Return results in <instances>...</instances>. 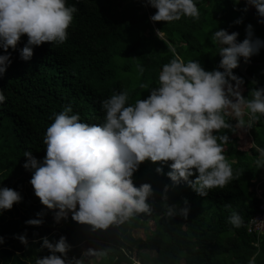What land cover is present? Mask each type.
Returning a JSON list of instances; mask_svg holds the SVG:
<instances>
[{"label":"trees","instance_id":"obj_1","mask_svg":"<svg viewBox=\"0 0 264 264\" xmlns=\"http://www.w3.org/2000/svg\"><path fill=\"white\" fill-rule=\"evenodd\" d=\"M66 3L78 9L67 29L66 41L59 45L42 42L33 46L29 60H23L18 51L26 42V34H22L16 49H7L11 63L0 74V91L6 96L0 103V186L10 187L22 197L10 209L0 211V236L4 237L0 264H35L37 256L48 254L47 249L39 248L40 238L47 236L54 241L61 235L71 245L67 257L80 258L83 264H88L91 255L98 257L94 264H247L254 254L255 264H264V233L257 236L247 231L262 200L256 193L259 181L264 197V166L257 168L259 153L253 146L264 147L261 117L248 128L252 142L244 149L238 146L236 121L225 117L232 127L220 133L230 138L224 155L233 180L223 188L199 196L186 183L172 184L165 175L170 161L145 159L132 180L136 186L145 182L151 185L150 213L95 231L90 225L73 221L70 214L66 220L53 221L55 210L40 203L29 183L31 171L22 167L27 159L23 156L25 150L38 160L44 156L43 135L53 113L71 104L81 120L100 124L104 117L101 102L114 91L127 90V103L145 98L149 90L139 85L156 86L161 65L172 58L169 44L185 61L194 59L205 70H212L220 59L219 46L211 41L212 32L220 28L237 31L239 41L245 36V25L251 24L253 37L264 40V29L243 11L238 0H200L196 2L199 20L181 17L172 22L150 20L156 9L145 0ZM248 6L256 14L255 7ZM237 18L241 23H233ZM157 30L164 38L157 35ZM4 51L0 49V54ZM248 61L264 63V47ZM137 63L144 68L140 75ZM238 66L232 72L243 79L241 94L251 98V90L257 86L238 72ZM246 73L264 87V66L250 65ZM157 166L162 169L160 173L155 171ZM164 185H168L166 192ZM182 198L188 201L187 217H167V205L183 206ZM233 210L243 218L240 228L227 222ZM37 212H42V224L24 223L37 218ZM20 234L26 236L27 246L16 238ZM86 242H96L100 247L81 256L85 251L82 243Z\"/></svg>","mask_w":264,"mask_h":264},{"label":"clouds","instance_id":"obj_2","mask_svg":"<svg viewBox=\"0 0 264 264\" xmlns=\"http://www.w3.org/2000/svg\"><path fill=\"white\" fill-rule=\"evenodd\" d=\"M145 2L156 9L149 17L152 21L200 19L196 0ZM248 5L255 7L258 22L264 23V0H245L243 11ZM77 11L66 0H0V49L5 50L0 54V74L11 63L7 49H16L22 34H26V42L19 48V56L29 60L33 46L66 41L67 29ZM233 23L239 24L241 19ZM237 36V31L223 28L211 33L220 56L217 68L212 70H205L197 60L185 61L169 44L172 58L161 65L156 86L140 83L139 87L149 93L134 103H127V90L114 91L101 102L104 117L100 124L81 120L71 104L52 114L43 135L44 156L38 160L25 150L23 156L27 159L22 167L31 171L29 183L40 203L55 210L54 222L66 220L70 214L73 221L90 225L95 231L121 224L140 213H150L151 185L145 182L136 186L132 180L145 159L170 161L165 175L172 184L186 183L202 197L210 189L223 188L233 180L231 165L224 155L230 138L227 133H220L221 129L232 127L225 117L231 116L237 127L247 129L264 114V87L253 88L251 98H246L240 89L242 77L232 72L241 59L247 62L264 47V40L253 37L251 24L245 25L242 40L238 41ZM136 70L137 75L144 72L138 63ZM5 99L0 91V103ZM253 146L259 153L257 168L262 167L264 147ZM155 171L160 173L162 169L157 166ZM167 189L168 185H164L165 192ZM21 199L18 191L0 186V211L10 209ZM181 202L183 206L167 205L165 215L187 217V198ZM35 215L37 218L24 223L42 224V212ZM226 219L234 228L244 224L235 210ZM16 238L27 246L24 234ZM40 240L39 248L47 249L48 254L37 256L35 264H83L80 258L67 257L71 245L65 236L54 241L43 236ZM3 242L4 237L0 236V244ZM91 252L87 249L81 256ZM255 259L254 254L247 264H255Z\"/></svg>","mask_w":264,"mask_h":264},{"label":"rangeland","instance_id":"obj_3","mask_svg":"<svg viewBox=\"0 0 264 264\" xmlns=\"http://www.w3.org/2000/svg\"><path fill=\"white\" fill-rule=\"evenodd\" d=\"M158 35L160 37H163V34L160 32H158ZM237 131H238L237 136H238L239 148H243V149L247 148L252 142V136H251L252 134L250 132L248 133V128L245 129L242 127H237ZM136 234L140 235V230H137ZM82 245L84 247V250L91 249L92 252H94L96 248L100 247L99 244L96 242H93V243L86 242V243H82ZM97 260H98V257H96L95 255H91L89 258L87 257L88 264H94Z\"/></svg>","mask_w":264,"mask_h":264},{"label":"built area","instance_id":"obj_4","mask_svg":"<svg viewBox=\"0 0 264 264\" xmlns=\"http://www.w3.org/2000/svg\"><path fill=\"white\" fill-rule=\"evenodd\" d=\"M262 181H259L256 184V193L257 196L262 198L258 210L252 215L248 222L247 231L250 233H255L257 236L264 233V197H262V189H260V184Z\"/></svg>","mask_w":264,"mask_h":264},{"label":"water","instance_id":"obj_5","mask_svg":"<svg viewBox=\"0 0 264 264\" xmlns=\"http://www.w3.org/2000/svg\"><path fill=\"white\" fill-rule=\"evenodd\" d=\"M200 0H196V2H198ZM240 2V4L242 5V7H245V3L242 0H238ZM247 12L249 13V15L253 18V20L258 24L259 27L264 29V23H259L258 20L260 19L256 14H254V11L247 6ZM250 65H258V66H264V63L262 62H251V61H242L240 62L239 66H238V72L242 75L245 76V78L247 80H249L250 82H252L255 86H257V88L262 87V85L255 79L253 78L251 75H249L248 73H246V68ZM261 122L263 125V129H264V114H261Z\"/></svg>","mask_w":264,"mask_h":264}]
</instances>
